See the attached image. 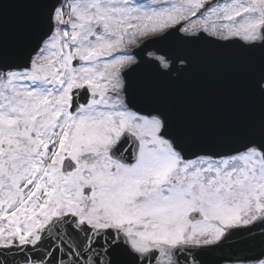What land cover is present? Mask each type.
Instances as JSON below:
<instances>
[{
  "label": "snow or ice",
  "instance_id": "1",
  "mask_svg": "<svg viewBox=\"0 0 264 264\" xmlns=\"http://www.w3.org/2000/svg\"><path fill=\"white\" fill-rule=\"evenodd\" d=\"M201 48L258 105L181 114ZM0 264H264V0H0Z\"/></svg>",
  "mask_w": 264,
  "mask_h": 264
},
{
  "label": "water",
  "instance_id": "2",
  "mask_svg": "<svg viewBox=\"0 0 264 264\" xmlns=\"http://www.w3.org/2000/svg\"><path fill=\"white\" fill-rule=\"evenodd\" d=\"M17 15L18 9L10 7L9 20ZM194 55L196 63L190 77L169 89L181 114L224 118L239 107L258 105V101L241 95L228 58L203 48L194 50Z\"/></svg>",
  "mask_w": 264,
  "mask_h": 264
}]
</instances>
